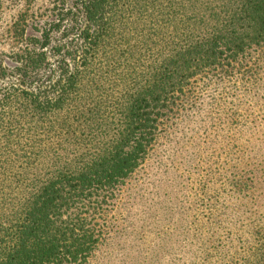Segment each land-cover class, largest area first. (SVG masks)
I'll return each instance as SVG.
<instances>
[{"label":"trees","instance_id":"obj_1","mask_svg":"<svg viewBox=\"0 0 264 264\" xmlns=\"http://www.w3.org/2000/svg\"><path fill=\"white\" fill-rule=\"evenodd\" d=\"M64 9L48 31L80 40V61L62 60L52 96L12 94L0 116V264H87L102 240L99 208L143 160L176 92L225 54L264 43V0ZM22 59L25 83L45 55Z\"/></svg>","mask_w":264,"mask_h":264},{"label":"rangeland","instance_id":"obj_2","mask_svg":"<svg viewBox=\"0 0 264 264\" xmlns=\"http://www.w3.org/2000/svg\"><path fill=\"white\" fill-rule=\"evenodd\" d=\"M74 3L0 0V116L12 94L52 96L62 60L80 61V40L48 31ZM41 53L39 74L23 83L20 58ZM223 59L163 111L143 160L97 212L102 240L87 264H261L264 43Z\"/></svg>","mask_w":264,"mask_h":264}]
</instances>
